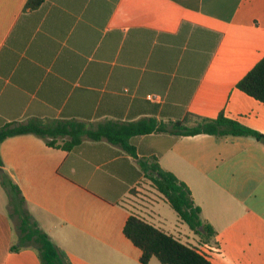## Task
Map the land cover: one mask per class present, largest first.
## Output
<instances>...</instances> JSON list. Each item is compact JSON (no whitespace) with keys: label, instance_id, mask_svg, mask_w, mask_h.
Here are the masks:
<instances>
[{"label":"crops","instance_id":"0c3cea01","mask_svg":"<svg viewBox=\"0 0 264 264\" xmlns=\"http://www.w3.org/2000/svg\"><path fill=\"white\" fill-rule=\"evenodd\" d=\"M25 2L0 0V126L36 117L90 128L152 119L158 128L130 139L134 155L105 139L69 150L32 134L0 143V169L69 262L141 264L122 233L133 214L212 264H264V143L172 133L187 113H222L264 135V104L236 87L264 56V0ZM152 156L190 190L215 231L209 243L176 215L167 223L169 205L139 167ZM146 182L151 198L127 205ZM12 238L0 185V264H40L32 249L10 251Z\"/></svg>","mask_w":264,"mask_h":264},{"label":"trees","instance_id":"16d2710c","mask_svg":"<svg viewBox=\"0 0 264 264\" xmlns=\"http://www.w3.org/2000/svg\"><path fill=\"white\" fill-rule=\"evenodd\" d=\"M45 0H26L24 8L37 9ZM236 87L264 104V56L237 82ZM158 131L152 119L130 123L106 122L95 128L73 119L53 120L28 118L21 122L6 123L0 126V143L9 137L32 134L42 139L46 145L69 150L85 139L98 141L105 139L127 154L134 155L130 139ZM172 133L177 135L209 134L223 136H251L264 143V135L250 129L236 120L218 114L206 118L187 113L182 120L172 123ZM2 163L0 160V167ZM139 167L154 189L168 203L177 219L199 238L201 243H209L215 236L210 224L200 217V209L192 200L190 190L177 177L162 169L156 157L142 158ZM0 185L8 199L9 218L13 226L10 251L32 249L40 264H71L66 254L57 248L47 234L42 231L29 214L26 202L18 187L0 169ZM123 235L140 250L139 262L147 264L154 257L162 264H212L204 254L194 247L180 242L172 235L155 228L136 215L126 219Z\"/></svg>","mask_w":264,"mask_h":264},{"label":"rangeland","instance_id":"374dc122","mask_svg":"<svg viewBox=\"0 0 264 264\" xmlns=\"http://www.w3.org/2000/svg\"><path fill=\"white\" fill-rule=\"evenodd\" d=\"M151 190L149 188L148 183L146 182L145 186H142L140 190H134L132 193V197H128L127 200L125 201L127 205L133 206L134 204H138L140 201H145V197H150L151 198ZM166 210H163V214L166 217L167 223L169 226L172 224L173 219L175 217L174 212L170 209L169 206L165 208ZM12 230L14 226V221L12 220ZM193 235V234H192ZM195 239H198L196 235L193 236Z\"/></svg>","mask_w":264,"mask_h":264},{"label":"built area","instance_id":"2783aa9c","mask_svg":"<svg viewBox=\"0 0 264 264\" xmlns=\"http://www.w3.org/2000/svg\"><path fill=\"white\" fill-rule=\"evenodd\" d=\"M149 98H150V99H154V98H155V96H150Z\"/></svg>","mask_w":264,"mask_h":264}]
</instances>
